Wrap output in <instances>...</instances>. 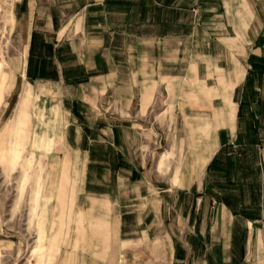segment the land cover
Returning <instances> with one entry per match:
<instances>
[{
    "label": "crops",
    "instance_id": "crops-1",
    "mask_svg": "<svg viewBox=\"0 0 264 264\" xmlns=\"http://www.w3.org/2000/svg\"><path fill=\"white\" fill-rule=\"evenodd\" d=\"M131 1L18 4L29 18L26 78L67 121L46 133L66 137L54 147L45 142L60 153L57 198L80 197L83 168L89 213L110 220L95 221L91 231H110L115 240L124 238L129 217L159 222L165 201L175 210L189 198L195 236L187 239L190 251L165 237L173 264L204 254L212 238L222 255L209 264H264V34H255L256 24L264 30V0H219L231 32L211 35L192 26L189 0H151L146 15L141 0ZM31 97V88L21 94L12 152L30 140ZM207 201L211 224L203 217ZM3 232L0 203V243Z\"/></svg>",
    "mask_w": 264,
    "mask_h": 264
},
{
    "label": "rangeland",
    "instance_id": "rangeland-1",
    "mask_svg": "<svg viewBox=\"0 0 264 264\" xmlns=\"http://www.w3.org/2000/svg\"><path fill=\"white\" fill-rule=\"evenodd\" d=\"M126 1L132 5L131 0ZM189 1L194 9L192 26H197L200 33L211 35L212 32H231L227 27V14L219 7V0H208L204 5ZM20 2L0 0V203L4 224L0 264H173L166 253L165 237L177 240L190 251L187 239L195 236L192 221L196 215L191 217L185 214V210L189 213L192 203L189 198L184 201L182 209L177 206L175 210L171 201H165L166 206L159 222L152 217L140 224L129 217L128 231L124 238L117 240L110 239V231L100 228L91 231L95 221L108 224L110 220L103 213H89L88 200L83 193L86 189L81 185L85 171L83 168L79 174L81 183L76 186V192H82L80 197L72 200L69 191L68 197L61 200L57 198L55 182L60 180L61 175H57L56 159L60 153L47 150L45 142L52 143L54 147L62 144L66 137L46 133L64 130L67 121L57 119L61 113L56 110L54 98L41 94L39 85L30 83L26 78L29 18L19 12ZM121 9L123 12L130 10ZM132 9L137 11V8ZM150 9V6H146L141 12L146 15ZM179 18L183 19V16ZM175 29L177 32L182 31L183 24L176 23ZM255 31V34H264L258 24L255 25ZM26 88L32 91L27 109L30 140L22 153H16L12 152L17 138L16 133L12 134L13 130L17 131V127H14L17 121L13 120L21 94ZM47 98L50 99L48 102ZM10 122L12 124H8ZM58 127L59 130H56ZM92 170L95 176L99 175L101 169ZM92 182L95 186L96 178ZM212 211L210 201H207L203 217L204 221L208 218V224L214 220ZM152 225V230L147 231ZM123 240L130 242V245L123 247ZM160 242L163 243V254L159 253ZM217 244L212 238V244L204 254L196 252L190 261L174 264H209L211 256L215 260L222 255L215 247Z\"/></svg>",
    "mask_w": 264,
    "mask_h": 264
},
{
    "label": "trees",
    "instance_id": "trees-1",
    "mask_svg": "<svg viewBox=\"0 0 264 264\" xmlns=\"http://www.w3.org/2000/svg\"><path fill=\"white\" fill-rule=\"evenodd\" d=\"M141 2H142V5H143L142 8L144 9V8H146L147 5L150 4L151 0H141Z\"/></svg>",
    "mask_w": 264,
    "mask_h": 264
}]
</instances>
